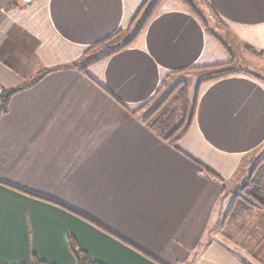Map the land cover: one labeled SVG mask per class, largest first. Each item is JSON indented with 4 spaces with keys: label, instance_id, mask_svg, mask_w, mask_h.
Segmentation results:
<instances>
[{
    "label": "crops",
    "instance_id": "crops-1",
    "mask_svg": "<svg viewBox=\"0 0 264 264\" xmlns=\"http://www.w3.org/2000/svg\"><path fill=\"white\" fill-rule=\"evenodd\" d=\"M146 1L0 0V94L50 70L6 111L0 102V263L77 264L73 236L103 264H264V209L208 238L264 149V75L241 57L264 58V0H200L214 26L162 0L122 47ZM230 62L248 73L196 91L205 68ZM195 72L194 120L176 147L143 119Z\"/></svg>",
    "mask_w": 264,
    "mask_h": 264
},
{
    "label": "trees",
    "instance_id": "trees-1",
    "mask_svg": "<svg viewBox=\"0 0 264 264\" xmlns=\"http://www.w3.org/2000/svg\"><path fill=\"white\" fill-rule=\"evenodd\" d=\"M181 1L188 5L189 8H191L196 14L199 15L202 20H204V18H202L201 14L196 10L195 6L190 0ZM161 2L162 0H147L144 3L140 11L138 12V16H136L140 17L141 19L135 27L134 36L129 42L124 44L122 47L131 43L132 40H134L135 37L139 35V33L143 30L147 22L155 13L156 9L159 7ZM204 22L206 24L205 20ZM214 36L218 38L228 50H230V47L228 46L227 42L223 41L221 37L217 34H214ZM84 59L82 60V62L84 61ZM74 64L79 65L78 63ZM205 69L207 75L198 83L196 89L197 92L199 90V87L207 81L218 79L239 72L248 73V70H246L245 68L235 67L233 62L218 64L211 67H207ZM49 71L50 70L48 69L40 71L33 79L17 88L4 89L0 94L1 110H7L8 103L13 94L26 88L27 86L34 84L39 79L44 77ZM195 109L196 97H191L188 82L185 79H181L178 80L173 85V87H171L169 91H167L164 97L161 98L157 102V104L147 112L146 116L143 119V123L159 138L177 147L178 142L188 133L192 126L195 116ZM204 172L210 177L220 179V176L207 166L204 167ZM7 185L31 196L41 198L49 202H54L51 199L43 198L34 193L28 192L22 188L10 184ZM234 195L235 199L229 210L231 221L235 220L237 217H240L245 212L250 211L254 208L260 210L264 209V156L260 157L256 164L252 166L248 180L246 181V183L242 184L239 190L234 191ZM69 247L77 260V264H103L101 262L93 261L88 255V253L78 246L77 241L73 236L69 237ZM31 264L52 263L40 260L37 256L33 255Z\"/></svg>",
    "mask_w": 264,
    "mask_h": 264
},
{
    "label": "rangeland",
    "instance_id": "rangeland-1",
    "mask_svg": "<svg viewBox=\"0 0 264 264\" xmlns=\"http://www.w3.org/2000/svg\"><path fill=\"white\" fill-rule=\"evenodd\" d=\"M193 5L195 6V8L199 9V11L206 17L207 19H210V22L212 24V26H214V21L213 18L211 17L212 15H214V13L212 12V10L210 8H208L206 6V4L202 5V3L200 2V0H190ZM196 1V3H195ZM220 32V31H219ZM232 48H234V51L236 53H239L236 48L233 45H231ZM263 54H258V56H255V62H252L248 57L241 55V57L243 58V62L246 63L247 65H249V69H251V71L253 72H257L258 74H262L264 75V58H261L259 56H262ZM251 58V57H250ZM237 66V65H236ZM185 78V77H184ZM200 78V74L199 73H193L189 76L188 79V85H190V89H191V95L193 92V88L196 85L198 79ZM157 104V102H154V104L152 103L150 106H148L147 112L149 110H151L155 105ZM264 156V149H262L260 152H258L256 155H254V159H253V166L256 164V162L258 161V159L260 157ZM246 183V182H245ZM242 186V184H240V187ZM235 187H231L229 189L226 190V195H230V192L233 191H237L240 189ZM235 189V190H234ZM233 199H235V195L233 197ZM234 201V200H233ZM230 210V209H229ZM229 210L228 212H223L217 217V219H215L214 223L211 226V231L208 233V238H224V237H228V235L233 234V228L231 227L232 224H236V230L239 229L238 234L241 232L240 230L243 229L244 223H245V218H246V214L252 212V211H260V209H252L250 211L245 212L243 215H241L240 217H237L235 220L231 221V217L229 215ZM231 227V228H230Z\"/></svg>",
    "mask_w": 264,
    "mask_h": 264
},
{
    "label": "water",
    "instance_id": "water-1",
    "mask_svg": "<svg viewBox=\"0 0 264 264\" xmlns=\"http://www.w3.org/2000/svg\"><path fill=\"white\" fill-rule=\"evenodd\" d=\"M26 2H31V1H33V0H25Z\"/></svg>",
    "mask_w": 264,
    "mask_h": 264
}]
</instances>
